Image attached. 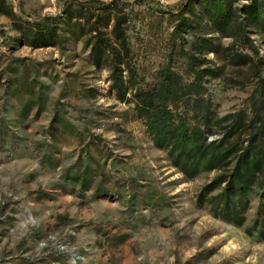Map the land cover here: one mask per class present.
<instances>
[{
  "label": "rangeland",
  "instance_id": "374dc122",
  "mask_svg": "<svg viewBox=\"0 0 264 264\" xmlns=\"http://www.w3.org/2000/svg\"><path fill=\"white\" fill-rule=\"evenodd\" d=\"M110 1L0 0V264H264L258 184L242 226L214 209L227 183L199 202L245 152L264 158V0H119L123 98L93 65V21H57ZM128 87L173 141L157 143ZM176 143L227 159L190 179L193 149Z\"/></svg>",
  "mask_w": 264,
  "mask_h": 264
},
{
  "label": "trees",
  "instance_id": "16d2710c",
  "mask_svg": "<svg viewBox=\"0 0 264 264\" xmlns=\"http://www.w3.org/2000/svg\"><path fill=\"white\" fill-rule=\"evenodd\" d=\"M132 1L133 4L137 5L143 0ZM100 5L101 8L96 9L97 12H91L89 9L85 17L82 15L73 16V14L67 11L64 12L63 16L58 18L57 21L67 28L78 27L79 31L82 33L85 31V28L84 24H81V20H87V24L93 21L88 27V30H86L87 32H84V35L89 36L87 44L90 49L93 65L97 69H104L109 72L110 80L113 82L112 88L117 90L118 95L123 98L124 80L133 79L135 76L132 51L128 44V31L131 22L130 17L133 15V12L132 10L126 11L125 7L119 3V0H111L107 3L100 2ZM37 42L39 45L46 43L42 38L37 40ZM127 91L134 92L133 99L138 100L140 115L146 118L147 126L153 131L157 143L158 141L163 142L161 137L165 133L168 134L169 140L174 139L175 134L167 130L165 131L166 123L163 122V113L154 106V101L145 98L147 96L146 94L134 91L133 87H128ZM183 135L182 137H185V134ZM175 145L177 146L175 148L182 149L183 154L186 156L190 150L193 149L192 154H188L191 155V158H187L186 160L191 163V166L187 168L185 166V173L190 179L195 178L200 173L201 169L208 171L217 169V167L227 159L208 158V149L201 145L193 146L191 144L189 151L186 150V144H180L181 146H178L176 143ZM171 146L170 144V147ZM263 164L264 158H255L254 154L245 152L244 155L236 159L231 173L228 176V180H225L227 179L226 177L219 176L212 184L204 187L202 193L199 195V202L203 200L205 193H210L223 183H227L222 193H220V198L223 199V202L222 204L216 205L214 209L217 210L219 215L225 220L236 226H242L245 223L244 215L248 207V201H243L241 198L243 193L249 191L253 186L258 184L261 189L260 196L264 197V174L260 180L257 178L259 182L256 179L257 173H262ZM237 194L239 198L235 201ZM216 200L215 198L210 199L209 204L214 203Z\"/></svg>",
  "mask_w": 264,
  "mask_h": 264
}]
</instances>
